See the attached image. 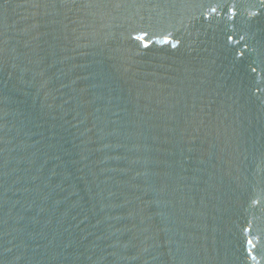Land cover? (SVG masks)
Listing matches in <instances>:
<instances>
[{"label": "water", "instance_id": "1", "mask_svg": "<svg viewBox=\"0 0 264 264\" xmlns=\"http://www.w3.org/2000/svg\"><path fill=\"white\" fill-rule=\"evenodd\" d=\"M0 264H264V0H0Z\"/></svg>", "mask_w": 264, "mask_h": 264}]
</instances>
